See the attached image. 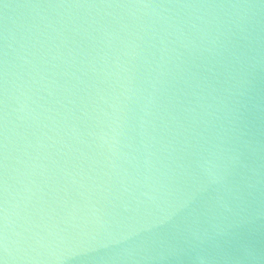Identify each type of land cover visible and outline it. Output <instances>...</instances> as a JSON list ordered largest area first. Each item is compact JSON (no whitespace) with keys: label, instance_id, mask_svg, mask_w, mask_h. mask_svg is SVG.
I'll list each match as a JSON object with an SVG mask.
<instances>
[{"label":"water","instance_id":"1","mask_svg":"<svg viewBox=\"0 0 264 264\" xmlns=\"http://www.w3.org/2000/svg\"><path fill=\"white\" fill-rule=\"evenodd\" d=\"M0 264H264V0H0Z\"/></svg>","mask_w":264,"mask_h":264}]
</instances>
